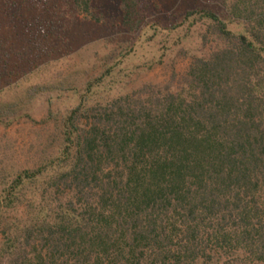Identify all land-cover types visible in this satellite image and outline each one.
Listing matches in <instances>:
<instances>
[{
    "label": "trees",
    "instance_id": "16d2710c",
    "mask_svg": "<svg viewBox=\"0 0 264 264\" xmlns=\"http://www.w3.org/2000/svg\"><path fill=\"white\" fill-rule=\"evenodd\" d=\"M28 1L0 0V60L22 54L3 33ZM118 2L137 31L139 1ZM196 14L220 45L179 77L105 98L101 76L72 108L49 107L51 152L0 173V264H264V0H231L240 34ZM54 88L32 85L22 106ZM17 106L0 102L1 124L31 119Z\"/></svg>",
    "mask_w": 264,
    "mask_h": 264
},
{
    "label": "rangeland",
    "instance_id": "374dc122",
    "mask_svg": "<svg viewBox=\"0 0 264 264\" xmlns=\"http://www.w3.org/2000/svg\"><path fill=\"white\" fill-rule=\"evenodd\" d=\"M138 1L143 24L135 32L122 28L118 0H92L87 14L64 13V0L28 1L30 16L22 10L3 33L9 37L6 48L22 54L0 60V102L18 103L19 115L28 113L31 119L0 123V173L32 169L51 152L55 125L45 122L49 107L60 114L72 108L88 82L105 76L99 90L105 98L143 85H165L193 58L219 46L211 23L198 14L186 19L187 11L211 10L228 30L244 32L241 24L231 22V0ZM36 47L44 53L37 54ZM34 84L56 88L22 106Z\"/></svg>",
    "mask_w": 264,
    "mask_h": 264
}]
</instances>
